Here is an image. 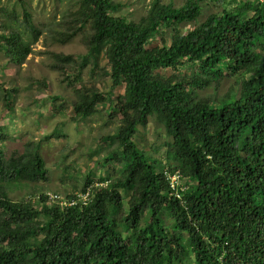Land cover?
<instances>
[{
  "label": "trees",
  "instance_id": "obj_1",
  "mask_svg": "<svg viewBox=\"0 0 264 264\" xmlns=\"http://www.w3.org/2000/svg\"><path fill=\"white\" fill-rule=\"evenodd\" d=\"M25 2L0 6V69H20L43 34ZM119 5L67 0L51 37L80 48L42 53L71 86L60 122L106 113L89 145L100 167L121 169L85 174L64 196L88 192L84 203L49 204L33 185L13 200L12 184L46 181L47 171L38 142L9 157L0 149V264H264V0L220 11H206L209 0H151L136 19L116 14ZM28 79V96L34 82L42 89L43 79ZM105 79L121 90L101 89ZM15 90L0 82L1 118ZM151 118L170 136L158 157V144L135 141ZM166 169L180 172L179 198Z\"/></svg>",
  "mask_w": 264,
  "mask_h": 264
},
{
  "label": "rangeland",
  "instance_id": "obj_2",
  "mask_svg": "<svg viewBox=\"0 0 264 264\" xmlns=\"http://www.w3.org/2000/svg\"><path fill=\"white\" fill-rule=\"evenodd\" d=\"M113 1L120 4L115 11L116 14L136 19L146 12L151 0ZM162 1H171L175 6L183 2V0ZM2 3L7 4L10 8L13 0H0V6ZM209 3L210 7L206 11H220L223 4L232 7L236 5L237 0H224L223 2L222 0L219 2L209 0ZM24 8L33 17L34 23H43L44 31L39 41L34 45L33 52L27 57L20 69L12 65L0 69V82L5 84V88L8 91L12 88L20 91L18 95L14 91H10L14 102V104L11 102L13 111L6 112L4 118L0 117L4 122L0 124V134L6 135L3 139L0 136V149L5 157H9L13 151L16 153L23 152L27 143L38 142V152L44 160L48 179L35 184L31 182L14 183L7 192L13 200H18L27 196L28 192L35 186L40 192L56 191L63 197L68 193L78 192L75 188L82 184L85 174L89 173L95 180L100 175L113 174L114 170H120L121 166L114 165L111 168L108 163L106 167H100L97 163L100 160V154L95 148L97 143L94 144V147L89 145L90 138L97 136L98 126L103 118L106 119V113L100 111L101 113L98 114L96 112L89 118L81 119L78 124L67 122V120L60 122V117L65 114V110L59 111V104H65L68 108L67 112L72 109L70 106V100L73 97L71 86L59 81L55 72L47 69L48 58L42 51L45 48H52L56 51L73 52L79 46L77 40H72L67 44H59L54 43L51 37V30L56 31L59 28L54 18L59 19L62 14H65L67 0H26ZM16 11L21 15L22 10L18 6ZM190 27L191 25L186 24L183 26V30ZM261 44L262 41L257 43L258 48ZM149 46H153V41ZM4 62L5 59L0 53V65ZM156 72L167 75L171 73V70L165 69ZM28 77L44 80L41 90L36 89V82L32 84L30 96L25 89L28 85ZM98 86L101 89L111 90L112 95L121 90V87L111 89L109 81L106 79L98 83ZM3 103L0 98V108ZM137 134L138 138H135V141L143 148H147L149 144H158V149L152 150L155 157H158L162 151L161 141L170 140V136L165 135L162 126L158 125L154 118L149 119L146 130L140 128ZM141 134L144 135L141 136Z\"/></svg>",
  "mask_w": 264,
  "mask_h": 264
},
{
  "label": "built area",
  "instance_id": "obj_3",
  "mask_svg": "<svg viewBox=\"0 0 264 264\" xmlns=\"http://www.w3.org/2000/svg\"><path fill=\"white\" fill-rule=\"evenodd\" d=\"M164 175L168 180L169 187L174 191V194L177 198L180 197V190H183V186L180 183V172L179 170H164ZM46 198L48 203H61L65 205H71L74 204L77 200L82 201L83 203L86 201V198L88 196V192L84 193H78L77 194V200L76 199H65V197L61 196L57 192H46Z\"/></svg>",
  "mask_w": 264,
  "mask_h": 264
},
{
  "label": "clouds",
  "instance_id": "obj_4",
  "mask_svg": "<svg viewBox=\"0 0 264 264\" xmlns=\"http://www.w3.org/2000/svg\"><path fill=\"white\" fill-rule=\"evenodd\" d=\"M175 170H178V169H175ZM163 174H164V171H163ZM180 180H181V177H180ZM180 183H181V181H180ZM169 185V184H168ZM182 185V184H181ZM183 186V190H184V188H185V186L184 185H182Z\"/></svg>",
  "mask_w": 264,
  "mask_h": 264
}]
</instances>
